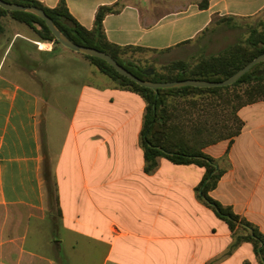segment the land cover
Masks as SVG:
<instances>
[{"label":"crops","instance_id":"0c3cea01","mask_svg":"<svg viewBox=\"0 0 264 264\" xmlns=\"http://www.w3.org/2000/svg\"><path fill=\"white\" fill-rule=\"evenodd\" d=\"M37 1H65L88 29L100 7L120 1L124 9L104 21L111 42L183 55L209 49L220 18L264 11V0H209L207 8L203 0ZM14 22L0 18V43L8 41L0 51V264H259L253 245L235 248V230L201 199L205 168L160 157L147 171L141 95ZM63 60L83 65L88 78L60 77ZM238 114L240 135L205 149L225 170L210 196L264 234V101ZM45 173L60 214L47 203Z\"/></svg>","mask_w":264,"mask_h":264},{"label":"trees","instance_id":"16d2710c","mask_svg":"<svg viewBox=\"0 0 264 264\" xmlns=\"http://www.w3.org/2000/svg\"><path fill=\"white\" fill-rule=\"evenodd\" d=\"M6 1L37 6L45 10L57 27L74 43L104 51L139 78L153 82L187 79L224 81L264 54L262 22L258 26L249 27L246 39L229 45L218 54L202 57L194 64L175 60L160 70L152 68L154 73L147 76L144 71L149 68L135 64L129 56L131 53L149 50L115 44L108 39L105 32V18L109 14L120 13L125 7L124 3L119 1L111 6L100 7L93 28L88 29L74 18L65 1H61L53 8L37 0ZM208 5L209 0L200 3L201 8H207ZM5 16H11L15 21L32 27L41 40L61 44L41 17L27 12L8 11L0 6V18ZM219 20L233 25L234 17H222ZM84 56L91 65L116 81L121 88L138 93L146 101L141 145L145 152L147 171H153L158 167L160 157H165L178 165L196 164L205 168V175L198 187L201 199L219 218L225 220L232 230H235L233 246L236 248L243 242H250L259 264H264V234L255 225L236 214L232 207L225 206L210 196V192L217 188L225 170L205 152V149L213 144L240 135L244 122L238 114L239 110L264 101V61L228 86L211 88L185 86L155 90L122 75L103 59L86 54ZM43 181L45 193L49 197V206L60 214V199L53 177L45 173Z\"/></svg>","mask_w":264,"mask_h":264},{"label":"rangeland","instance_id":"374dc122","mask_svg":"<svg viewBox=\"0 0 264 264\" xmlns=\"http://www.w3.org/2000/svg\"><path fill=\"white\" fill-rule=\"evenodd\" d=\"M161 1V0H158ZM11 17V16H9ZM9 19V18H8ZM264 22V11L259 13L258 15L254 17L249 18H240V19H234L232 24L237 25L239 28H230L228 27V24H226L223 21H215V24H221L223 26H219V29L217 31H211L209 33V40L211 42L209 43V49L203 50L202 53H194L190 52L187 55L183 54H169V53H154L150 51L146 52H135L131 53L130 60L133 61L135 64L140 65L142 67H147L149 69L155 68L156 70L162 69V67L172 61L175 60H184L191 64L195 63L198 59H200V55L203 57L204 55L210 56L218 54V52L222 51L224 48L229 46L230 44H233L237 41L244 40L248 36V30L250 26H258L260 23ZM1 24H7V19H2ZM15 27L19 30V32L26 36L33 35L32 31L25 25L18 22H14ZM222 27V28H221ZM216 28V27H215ZM13 33V32H12ZM8 37L12 38L13 34L10 32L7 34ZM6 39L2 40L5 41ZM22 43H26L23 38L17 39V45H20ZM8 41L6 43L2 44L0 43V51L3 50V46L7 45ZM28 44V43H27ZM61 47H65L64 45L60 44ZM71 55H76L78 57L85 58L84 54L80 52H76L74 50H71L69 48H65ZM35 50V49H30ZM208 52V54H207ZM17 54V48H13L10 53V58L15 57ZM1 56V53H0ZM72 73L76 76V78L79 81L86 80L88 78L86 74V70L83 67V65L79 63L70 64L69 60H63L60 64V67L58 69V74L60 77L63 76V78H67L69 74ZM45 127V124L43 125ZM47 203L49 204V197L46 193ZM49 208H51L49 206Z\"/></svg>","mask_w":264,"mask_h":264},{"label":"water","instance_id":"95a60500","mask_svg":"<svg viewBox=\"0 0 264 264\" xmlns=\"http://www.w3.org/2000/svg\"><path fill=\"white\" fill-rule=\"evenodd\" d=\"M0 6L8 11H21L34 14L38 17L44 19L52 31V33L56 36L57 40L64 45L65 47L74 50L76 52H80L86 55H90L93 57H98L107 61L111 64L117 71H119L122 75L128 77L129 79L135 81L136 83L152 88L155 90L158 89H171L176 87H185V86H195L201 88H211V87H224L231 85L237 82L240 78H242L246 73H248L255 65L264 61V54L256 57L252 62L246 65L243 69L239 70L237 73L232 75L230 78L214 82V81H204L198 79H187L182 81H174V82H153L151 80L141 79L131 71H129L126 67L118 63L114 58H112L109 54L99 49L93 47H86L83 45H79L74 43L70 38H68L54 23L53 19L45 12V10L37 7V6H25L17 3H11L6 0H0ZM154 73L153 69H147L144 71V74L150 76Z\"/></svg>","mask_w":264,"mask_h":264}]
</instances>
